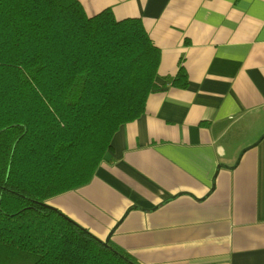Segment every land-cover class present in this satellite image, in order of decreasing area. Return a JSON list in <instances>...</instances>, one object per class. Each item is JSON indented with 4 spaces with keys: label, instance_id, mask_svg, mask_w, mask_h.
<instances>
[{
    "label": "crops",
    "instance_id": "0c3cea01",
    "mask_svg": "<svg viewBox=\"0 0 264 264\" xmlns=\"http://www.w3.org/2000/svg\"><path fill=\"white\" fill-rule=\"evenodd\" d=\"M78 1L139 18L162 85L48 205L138 264H264V0Z\"/></svg>",
    "mask_w": 264,
    "mask_h": 264
},
{
    "label": "trees",
    "instance_id": "16d2710c",
    "mask_svg": "<svg viewBox=\"0 0 264 264\" xmlns=\"http://www.w3.org/2000/svg\"><path fill=\"white\" fill-rule=\"evenodd\" d=\"M159 60L139 18L0 0V264H138L47 201L94 176L161 87ZM186 81L180 66L171 84Z\"/></svg>",
    "mask_w": 264,
    "mask_h": 264
}]
</instances>
